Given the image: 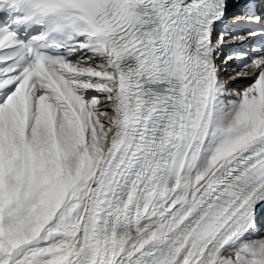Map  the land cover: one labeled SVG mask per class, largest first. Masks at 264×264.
Wrapping results in <instances>:
<instances>
[{
  "label": "snow or ice",
  "instance_id": "6c2138e0",
  "mask_svg": "<svg viewBox=\"0 0 264 264\" xmlns=\"http://www.w3.org/2000/svg\"><path fill=\"white\" fill-rule=\"evenodd\" d=\"M16 2L0 0V264H264V15L249 5L260 27L236 35L229 0H67L65 32Z\"/></svg>",
  "mask_w": 264,
  "mask_h": 264
},
{
  "label": "clouds",
  "instance_id": "9594fccd",
  "mask_svg": "<svg viewBox=\"0 0 264 264\" xmlns=\"http://www.w3.org/2000/svg\"><path fill=\"white\" fill-rule=\"evenodd\" d=\"M66 2L67 0H17L14 10L34 19L36 26L43 27L51 21L62 24L65 32H71V21L62 18L69 15V10L63 7Z\"/></svg>",
  "mask_w": 264,
  "mask_h": 264
},
{
  "label": "bare ground",
  "instance_id": "6f19581e",
  "mask_svg": "<svg viewBox=\"0 0 264 264\" xmlns=\"http://www.w3.org/2000/svg\"><path fill=\"white\" fill-rule=\"evenodd\" d=\"M228 51H230V50H228V49L225 48L224 49V54L225 53H228ZM239 51H241V50H239ZM237 63H238V61L236 59H232V60H223L222 59V63H221V67L223 69H225V71H224V78H225L226 82H228V83H230L232 85V89L234 91L241 90L240 87L241 86H245L243 84L248 83V81H245V80H235V81H228L227 80V77L229 76V74L232 72V70L234 68H236ZM102 119H104V118H102ZM261 236H264V233H261Z\"/></svg>",
  "mask_w": 264,
  "mask_h": 264
},
{
  "label": "rangeland",
  "instance_id": "374dc122",
  "mask_svg": "<svg viewBox=\"0 0 264 264\" xmlns=\"http://www.w3.org/2000/svg\"><path fill=\"white\" fill-rule=\"evenodd\" d=\"M247 84V83H246ZM246 84H243V85H246ZM243 86H241L240 88H242Z\"/></svg>",
  "mask_w": 264,
  "mask_h": 264
}]
</instances>
